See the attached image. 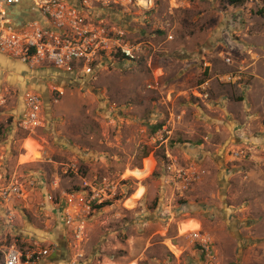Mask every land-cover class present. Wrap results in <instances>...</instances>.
Returning a JSON list of instances; mask_svg holds the SVG:
<instances>
[{
	"label": "rangeland",
	"instance_id": "1",
	"mask_svg": "<svg viewBox=\"0 0 264 264\" xmlns=\"http://www.w3.org/2000/svg\"><path fill=\"white\" fill-rule=\"evenodd\" d=\"M134 12L128 36L145 45L141 62L87 78L24 73L23 81L0 65V183L22 188L0 201V261L16 247L25 258L51 250L41 264H208L188 239L202 229L214 241L212 264H264V0H161L154 12ZM186 66L193 87L215 78V112L197 94L169 92L183 87ZM235 67L246 71L243 84L224 85ZM26 92L45 103L35 142L17 125ZM169 165H194L201 181L182 194L166 183ZM84 180L108 187L111 198L86 215L78 251L64 216L67 195Z\"/></svg>",
	"mask_w": 264,
	"mask_h": 264
},
{
	"label": "built area",
	"instance_id": "2",
	"mask_svg": "<svg viewBox=\"0 0 264 264\" xmlns=\"http://www.w3.org/2000/svg\"><path fill=\"white\" fill-rule=\"evenodd\" d=\"M159 1L161 0H0V55L21 62L30 71L54 68L67 76L78 78L97 75L107 67L141 62L149 54L146 55L144 44L133 43L128 36V26L131 23L129 19L135 17L134 11L154 12ZM30 6L36 10L35 17L28 19L22 28L12 27L13 20L6 16L7 8ZM114 13L122 15L124 20L113 18ZM169 40L173 41L174 37L169 36ZM224 62L227 66L234 64L231 57H225ZM245 72L242 68L235 67L221 82L226 86L243 84ZM158 85V82L149 85V90H158ZM57 92L64 94L60 90ZM55 103L59 101L55 100ZM4 104L5 101L0 98V107ZM170 115L173 122L175 119H182L173 113ZM17 125L35 142V132L46 126L45 103L41 95L25 94ZM163 133H167V130L164 129ZM163 133L161 132L162 135ZM68 170L76 172L77 165L68 166ZM165 172L167 185L178 189L182 194L200 182L203 176V172L194 165L189 168L169 165ZM21 193L22 188L18 183H0V201L8 202L11 198L21 197ZM66 198L64 223L74 239L76 249L81 251L88 232L86 215L93 211L95 205L107 203L111 195L108 187L99 188L84 180L83 189ZM185 208L180 214L189 216V209ZM170 214V211H166L161 216L167 217ZM188 239L196 253L207 260L208 264H212L215 250L211 235L201 229L189 233ZM51 256L52 251L44 249L34 251L25 258L18 248L11 247L0 264H41ZM78 259H83V255L79 254Z\"/></svg>",
	"mask_w": 264,
	"mask_h": 264
},
{
	"label": "crops",
	"instance_id": "3",
	"mask_svg": "<svg viewBox=\"0 0 264 264\" xmlns=\"http://www.w3.org/2000/svg\"><path fill=\"white\" fill-rule=\"evenodd\" d=\"M0 63H1L0 65L6 66V69H8L9 71H11L13 69L17 71V74L19 76L17 74L14 75L13 78H15V79L18 78V77L20 78L24 73H26L30 77L53 78L54 80H56V77L57 76L58 77L59 76L60 77L61 76H67L63 72H61V71H59L57 69H54V68H41V69H37L35 71H30L28 69V67H26L21 62H19L17 60H14V59H11V58H8V57H5V56H2V55H0ZM187 68H188V66L183 67L184 74L182 75V78L179 81V82H181L180 83V86H183V87L178 88L177 87L178 84H174L173 86H171L169 92H171V93H178L177 96H180V97L182 96L184 98L189 97L190 96V93L191 94L193 93V95L197 94L198 96L201 97V99H203L202 100L203 103L206 106H208L209 112H215V110H214V106H215L214 102L211 101V100H208L209 97H210V94H211L210 90H211L212 82H214V79L215 78H210V79L208 78L207 80L202 81L199 84L198 87H195V86L193 87L192 85H194L193 84L194 77H193V75H191L193 72H192V70L186 71ZM195 69H197V68H195ZM195 69H193V70H195ZM198 70L199 71H196L197 74H199L200 72H202V69L201 70L198 69ZM203 72H205V71H203ZM212 72H213V69H210V73H212ZM68 77H71V76H68ZM20 80L23 81V77H21ZM24 85H25V83L23 84V86ZM240 89H243L242 86L240 87ZM26 93H29V92H26ZM175 97L176 96L174 95V98ZM176 99H177V97L174 99V102H175L174 105H176V102L178 101V100L176 101ZM223 99H226V94H224L223 96L220 97V101H222ZM181 100H183V99H181ZM52 256H53V254H52ZM52 256L50 257V259L52 258Z\"/></svg>",
	"mask_w": 264,
	"mask_h": 264
},
{
	"label": "water",
	"instance_id": "4",
	"mask_svg": "<svg viewBox=\"0 0 264 264\" xmlns=\"http://www.w3.org/2000/svg\"><path fill=\"white\" fill-rule=\"evenodd\" d=\"M30 7H27V8L9 7L7 8L6 16L7 18H10L13 20V24L11 25L12 27L16 29L22 28L26 24L28 19L35 17V14L32 12L31 9H29ZM62 250L64 252V248H62ZM54 256L56 255L54 254Z\"/></svg>",
	"mask_w": 264,
	"mask_h": 264
},
{
	"label": "trees",
	"instance_id": "5",
	"mask_svg": "<svg viewBox=\"0 0 264 264\" xmlns=\"http://www.w3.org/2000/svg\"><path fill=\"white\" fill-rule=\"evenodd\" d=\"M230 6L241 7L252 0H226ZM101 208V207H100Z\"/></svg>",
	"mask_w": 264,
	"mask_h": 264
},
{
	"label": "bare ground",
	"instance_id": "6",
	"mask_svg": "<svg viewBox=\"0 0 264 264\" xmlns=\"http://www.w3.org/2000/svg\"><path fill=\"white\" fill-rule=\"evenodd\" d=\"M33 149H34V151H36L37 152V154H39L38 153V149H39V146L38 145H36V147H33ZM194 232V231H193ZM191 233V232H190Z\"/></svg>",
	"mask_w": 264,
	"mask_h": 264
}]
</instances>
